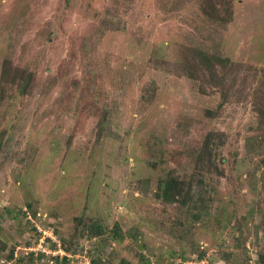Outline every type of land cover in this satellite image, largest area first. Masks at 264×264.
I'll list each match as a JSON object with an SVG mask.
<instances>
[{
    "label": "rangeland",
    "instance_id": "rangeland-1",
    "mask_svg": "<svg viewBox=\"0 0 264 264\" xmlns=\"http://www.w3.org/2000/svg\"><path fill=\"white\" fill-rule=\"evenodd\" d=\"M263 115L264 0H0V264H260Z\"/></svg>",
    "mask_w": 264,
    "mask_h": 264
},
{
    "label": "trees",
    "instance_id": "trees-1",
    "mask_svg": "<svg viewBox=\"0 0 264 264\" xmlns=\"http://www.w3.org/2000/svg\"><path fill=\"white\" fill-rule=\"evenodd\" d=\"M188 51L191 52V53L187 52V56L189 55L188 57L189 65L191 67L192 65L194 67L198 66L200 68L207 67L209 68V71L213 73H215L217 70L226 71L227 68L230 67V62L228 58L221 57L219 55L209 54L198 48H192V49H189ZM238 67L239 65L236 66L235 64L232 66L233 70L231 71L230 69V71L235 72ZM1 79L6 82H14L16 84L18 94L24 95L28 92V88L31 85L32 74L30 72H26L24 69L18 66L11 68L10 61L5 60L4 63L2 64ZM103 118H105V116ZM100 122L102 124L103 120H101ZM180 185H182L181 181H178L175 177L160 179L158 182L159 197L165 201L173 200V197L175 196L173 191L176 188L178 189ZM182 202L183 203L185 202V198L182 200ZM103 231L104 229L100 230V232H103ZM116 234L117 232L112 233V235H110L109 233V236L113 237ZM53 247H55V244H53ZM60 247L64 249L65 251L74 250L73 248L66 245L65 242H63V244L60 245ZM80 247L81 248L79 249H80V252H82L81 254L82 256L88 257V259L90 260L92 264H101L100 258H98L99 251H96V250L94 251V249H91L90 247L89 248L82 247V246ZM5 248H6V245H2V244L0 245V251L4 250ZM13 254H14L13 249H10L8 257L12 258ZM204 255H205V251H202V253L199 255V258L203 257ZM29 258L31 259V262H33V260L36 259L35 257L33 258V255H31ZM102 261H105V260H102ZM259 263L264 264V253L261 254ZM61 264H69L68 257L66 256L63 257ZM117 264H130V263L126 259H121ZM157 264H160V263H157Z\"/></svg>",
    "mask_w": 264,
    "mask_h": 264
},
{
    "label": "clouds",
    "instance_id": "clouds-1",
    "mask_svg": "<svg viewBox=\"0 0 264 264\" xmlns=\"http://www.w3.org/2000/svg\"><path fill=\"white\" fill-rule=\"evenodd\" d=\"M57 246H58V248H57V250H55V251H53V252H56V253H53L54 255H58V256H60V258H63V257H68V259L70 258V256L68 255V251H65L64 249H62L61 247H60V244H57ZM53 255V256H54ZM14 256H15V253H14ZM14 258V257H13ZM12 258V259H13ZM87 259H88V257H86ZM70 261V260H69ZM88 262L90 263V260L88 259Z\"/></svg>",
    "mask_w": 264,
    "mask_h": 264
}]
</instances>
